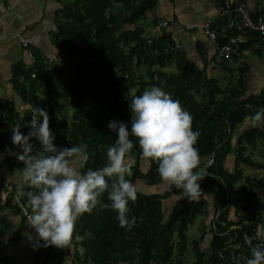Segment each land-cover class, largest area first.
<instances>
[{
	"label": "trees",
	"instance_id": "obj_1",
	"mask_svg": "<svg viewBox=\"0 0 264 264\" xmlns=\"http://www.w3.org/2000/svg\"><path fill=\"white\" fill-rule=\"evenodd\" d=\"M216 1L225 3V0ZM156 3L157 0H62L51 40L61 48L66 60L63 66L48 63L40 51L32 49L33 65L26 66L21 61L14 64L12 87L28 107L20 112L13 100L0 99V153L6 154L5 161L11 172L15 169L22 172L23 162L6 151L7 148L15 153L19 148L11 142V128L20 124V131L27 133L31 113L36 107H42L49 115V128L56 137L54 143L63 147L86 144L88 160L80 169L100 167L106 162L105 148L115 135L107 128V122L130 120L131 89H137L139 95L152 85H158L188 110L193 117V130L200 132L195 145L200 161L193 171L203 172L204 163L211 161L202 178L204 184L215 188L217 210L211 219L207 252L199 243L204 232L191 241L187 235L196 215L194 208L204 201L180 198L181 191L168 185L154 193L137 189L136 201L129 202L128 215L135 217L130 229L120 227L115 212L100 204L91 213L79 216L70 240L73 252L69 262L63 263V260L70 242L63 247L45 246L38 238L42 246L33 253L34 264H184L188 243L194 257L191 264H237L242 255L250 254V246L244 240L246 233L253 244L260 242L256 239V229L264 225V204H260L258 215L250 212L255 192L245 183L256 182L264 189V180L243 176L237 166L257 165L246 153L248 146L254 147L257 142L262 144L259 155L264 158V120L261 126L242 131L235 144L232 135L246 118L264 108V88L258 93H247V67L236 56L230 64L227 61L214 63L213 69L219 67L231 77L237 73L234 80L230 78L222 85L217 77L208 74V61L200 67L187 57L185 50L171 47L170 31L156 39L145 35L144 27L138 22ZM152 20L156 26L157 18ZM225 23H231L229 13L214 21V25ZM236 27L234 21L226 35L218 38V43L226 44L228 36L240 33ZM243 36L246 41L236 44L239 51L254 41H264L257 32H246ZM212 59L215 60V54ZM237 64L243 65L235 67ZM132 139L135 141L134 137ZM30 142L34 151L39 152V142L34 137ZM130 152L135 154L131 164L132 182L136 186L160 184L156 163L142 157L135 142ZM230 155L234 163L232 171L225 168ZM242 179L245 183L241 186L243 198L240 200L233 195L235 185ZM2 188L0 182V190ZM29 190L27 185L25 193ZM10 191L4 201L0 196V264H16L5 249L20 244L23 224L31 214L25 193L15 200L14 186ZM175 196L177 198L166 209L164 205ZM100 201L108 203L106 193L101 195ZM232 205L236 221L229 216ZM12 217H19V222Z\"/></svg>",
	"mask_w": 264,
	"mask_h": 264
},
{
	"label": "clouds",
	"instance_id": "obj_2",
	"mask_svg": "<svg viewBox=\"0 0 264 264\" xmlns=\"http://www.w3.org/2000/svg\"><path fill=\"white\" fill-rule=\"evenodd\" d=\"M129 96L130 120L107 122V128L115 135L105 148L106 162L100 167L81 170L75 166L77 161L88 160L87 145L63 147L54 143L56 137L49 128L45 108L36 107L31 113L27 133L20 131V124L11 128V142L21 151H6L23 162L20 175L30 189L25 193L31 213L28 224L45 246H68L78 217L91 213L98 204L115 212L120 227L133 226L135 217L128 215L129 202L136 201L137 186L130 179L132 166L126 157L134 142L142 157L156 163L161 180L181 191L180 198H199L198 181L205 174L193 171L200 161L195 147L200 132L192 128V115L158 85L139 95L133 88ZM254 115L256 120H264V108ZM33 137L39 142V152L34 151L30 142ZM104 193L106 204L100 201ZM256 239L260 242L253 244L245 234L250 254L242 255L237 264H264V225L257 226Z\"/></svg>",
	"mask_w": 264,
	"mask_h": 264
},
{
	"label": "crops",
	"instance_id": "obj_3",
	"mask_svg": "<svg viewBox=\"0 0 264 264\" xmlns=\"http://www.w3.org/2000/svg\"><path fill=\"white\" fill-rule=\"evenodd\" d=\"M242 1L246 2L248 9L253 14L264 13V0ZM61 6L62 0H0V99L13 100L17 109L26 105L13 90L12 67L20 61L26 66L32 65L27 56V50L36 49L40 51L48 63H57L63 66L66 60L61 48L53 44L51 40V32L56 28V14ZM147 14L151 29L149 36L158 30L153 25L152 19L166 18L169 22L167 31H170L181 41L187 57L200 67L203 66L204 61H208V74L214 70L215 62L212 58L215 48L213 44L204 35L202 28L192 27L195 23L209 19L215 21L220 18L210 0H157L156 5ZM230 25L231 23H225L222 31L226 33ZM245 41L246 38L243 42ZM23 42H26L27 45H23ZM242 52V62L245 65L237 64L236 67L241 65L247 67L245 73L247 93H258L264 88V56H262L264 54V41H254ZM247 119L257 121L255 116ZM240 126L241 124L238 127ZM5 156L6 154L0 153V182L3 184V188L0 190L1 200L6 199L12 186H14V199L18 200L25 193L21 188L26 189L27 184L22 181L20 171L16 174L15 171L9 170ZM232 157L230 155L228 158ZM198 182L204 185L200 180ZM162 183L166 184L165 187L168 186L167 182L162 181ZM145 188L143 185L142 189ZM209 191L213 192L212 190ZM21 238L20 244L14 246H24L23 244L27 242L29 244L31 242L30 245L32 246L38 238L34 229L28 224V220L23 224ZM33 241L34 243H32ZM5 250L9 251L10 246ZM6 254L10 255L18 264L10 252H6Z\"/></svg>",
	"mask_w": 264,
	"mask_h": 264
},
{
	"label": "rangeland",
	"instance_id": "obj_4",
	"mask_svg": "<svg viewBox=\"0 0 264 264\" xmlns=\"http://www.w3.org/2000/svg\"><path fill=\"white\" fill-rule=\"evenodd\" d=\"M148 18H149V16H148V14H146V16L138 22L141 26L144 27L145 35H149L151 32L150 25L148 22ZM235 67H236V65H235ZM170 69L171 68H168L167 70H170ZM209 74L211 76L217 77L220 80V83L222 85H225L230 78H232V79L235 78L237 73H234L231 77V74H227V73L223 72L219 67H216L214 70H211V72ZM26 106L25 107H18V109L20 110V112H22L24 109H26ZM69 113H70V111H69ZM251 120L246 118L244 121L245 123L241 124L240 127H237L235 129V132L232 135L233 144L236 143L237 136L241 133V130L246 129V128L250 127L251 125H254V126H261L262 125V120H260V121L257 120L256 122L251 121ZM261 147H262V144H260L259 142H257L254 147L248 146V150L246 151V153L249 154L251 156V158H253V160L257 162V165L248 166V165H244V164H238L237 167L242 169L243 176H250L252 178H255V180H259V179L263 178V180H264V158H262L259 155ZM19 151H21L20 148H18L16 150V152H19ZM128 155H129L128 158H126L127 162L130 164H133V160H134L133 158H134L135 154L133 152L132 153L129 152ZM227 162H229L230 164ZM82 164H83V162L77 161L75 166L80 169ZM142 166H143V170H144L145 166L143 165V163H142ZM233 166H234L233 158H227V161L225 163V168L229 171H232L234 169ZM18 172L19 171L17 169H15V173L18 174ZM0 178H1V176H0ZM200 181L202 182L203 180L201 179ZM244 183H245V180L242 179L241 181H239L235 185L236 193H235V195H233L234 198H236V199L240 198V200L243 198V197H241L243 195V192L241 191V186ZM245 184L249 190H252L253 192H255V198L256 199H255V202L250 206L249 210L251 213H253L256 216L260 212V209H261L260 204L261 203L264 204V189L259 187L256 184V182H253L252 184H247V183H245ZM165 185L166 184H163L161 182L160 184L155 185V186H147L146 185L145 186L146 188L142 189L143 185H142V183H139L137 185V189H138V191H140L142 193H154L157 191H162V189H165L167 187V186L165 187ZM21 189H22V191L26 190L23 188H21ZM200 189H201V194L197 200L202 199L204 201V204L201 206L196 205V207L194 208L196 215L193 219L192 224H190L188 229H187V235H188V241H191L195 238L196 239L199 238L202 235V233L204 232L203 239H200L199 243H200V247L202 249L206 250V252H207L208 244H209L210 238H211L210 231H209L210 227H211V219L214 217V214L217 211L216 210V203H215V199H214L215 198V195H214L215 188L212 186H208V184H204V185L200 184ZM209 190H212L213 192H210ZM174 198H177V196L172 197L164 205L166 209L169 208V205L173 202ZM236 199H234V200H236ZM234 209H235V207H234V205H232L229 216L232 220L236 221L237 218L235 217V210ZM12 218H13V220H19V217H12ZM34 233L36 234L35 230H34ZM32 243H34V241ZM70 243L71 244H69L68 248L64 251V256L66 257V259L63 260V263H65L67 260L69 262V260L71 258V255L73 252L72 251L73 241H70ZM30 244H31V242H30ZM30 244H29V242H27L26 244L25 243L23 244L24 246L11 245L10 250L6 251V252L7 253L10 252V254L16 259L18 264H34L33 263V253L36 252L37 248L39 246H42V244L40 243L38 238L35 240V243L32 246ZM29 246H31V247H29ZM187 248L188 249L185 252V255L183 257V259H184L183 263L184 264H191L192 261L194 260V257H193V253L191 251V246L189 243H188Z\"/></svg>",
	"mask_w": 264,
	"mask_h": 264
},
{
	"label": "built area",
	"instance_id": "obj_5",
	"mask_svg": "<svg viewBox=\"0 0 264 264\" xmlns=\"http://www.w3.org/2000/svg\"><path fill=\"white\" fill-rule=\"evenodd\" d=\"M237 0L230 1L225 0L224 4H220L216 0H210L212 6L217 12L220 18H223L226 14L231 15V25L236 22V29L240 32L236 36H228V43L219 44L218 38L220 36L226 35L222 29L224 25H214L213 20H205L200 23H195L192 27H200L203 30L204 35L209 39L215 48V63L225 62L233 63V56H236V59L239 62L243 61V52L239 51L236 44L243 42L245 37L243 33L246 32H257L264 37V13L253 14L247 7L246 2L240 1L238 4H235L231 7L233 3ZM169 22L166 18L160 17L157 18L156 28L157 32L153 34V38L161 36L163 33L167 32ZM172 44L171 47L177 50H182L183 45L181 41L174 35L171 34ZM151 38L148 39V42H151ZM23 45H27L26 42H23ZM27 56L30 59V63L33 65L35 63V57L32 50H27ZM35 74L32 73V76ZM209 163L211 161H208Z\"/></svg>",
	"mask_w": 264,
	"mask_h": 264
},
{
	"label": "water",
	"instance_id": "obj_6",
	"mask_svg": "<svg viewBox=\"0 0 264 264\" xmlns=\"http://www.w3.org/2000/svg\"><path fill=\"white\" fill-rule=\"evenodd\" d=\"M210 163L206 162L203 166H202V171L205 172L206 168L208 167Z\"/></svg>",
	"mask_w": 264,
	"mask_h": 264
}]
</instances>
